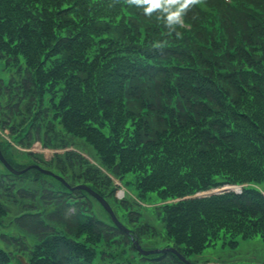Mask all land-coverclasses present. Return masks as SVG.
Wrapping results in <instances>:
<instances>
[{"label": "trees", "instance_id": "obj_1", "mask_svg": "<svg viewBox=\"0 0 264 264\" xmlns=\"http://www.w3.org/2000/svg\"><path fill=\"white\" fill-rule=\"evenodd\" d=\"M180 1L189 29L167 0L150 12L148 0H0V128L23 147L59 150L48 161L25 155L68 185L36 169L33 179L0 173V264L10 263L2 245L34 264H123L135 253L142 264H185L170 251L139 255L133 240L189 262L218 246L222 263L254 237L264 246V0H205L225 36L206 32L194 0ZM18 158L6 160L20 170ZM125 176L139 202L156 195L161 229L113 196ZM77 184L112 197L127 232L96 218ZM224 184L242 191L184 198Z\"/></svg>", "mask_w": 264, "mask_h": 264}, {"label": "rangeland", "instance_id": "obj_2", "mask_svg": "<svg viewBox=\"0 0 264 264\" xmlns=\"http://www.w3.org/2000/svg\"><path fill=\"white\" fill-rule=\"evenodd\" d=\"M2 69V65L0 64V70ZM0 76L4 77V81H6V75L5 72H1L0 71ZM263 103V102H262ZM249 115H251L250 113H248ZM252 116V115H251ZM8 127V126H7ZM16 138L9 135V132L7 129H2L0 128V152L2 154V156L6 159V157L8 155L14 157L16 155L19 156V158L17 159V161H20L21 163L25 164L26 166L32 163V159L28 158L25 153L28 152V150L32 151L33 148V152L34 153H41L42 155H44V157L46 159H48L51 156V151L49 150H44V149H40L37 147H33L35 143L31 144L29 147H23V145L21 146L20 143H17L18 139L15 140ZM32 153V152H31ZM14 155V156H13ZM24 165V167H25ZM31 169H29L27 178L29 179H33L32 177H34L33 173L30 171ZM7 170L6 168L2 165V163L0 162V173H5ZM127 182H129L127 184ZM132 178L130 176H125V178L122 180V183L126 186H122V190L124 191V198L128 199V202H136L138 203L141 207V213L143 218L149 223L152 224L153 226L157 227L158 229H161L160 226L161 224L159 223V220H157L156 215L154 214V210L153 207L155 206L154 203H158V201L155 198V194H147L144 198H140V203L136 198V189L132 183ZM261 189H264V181L261 182L260 185ZM121 190V191H122ZM114 196V195H113ZM115 197H118V192H116ZM119 198V197H118ZM117 198V199H118ZM106 203L109 204V206L112 208L116 207V203L113 201V198L110 197L108 199L105 200ZM91 209L92 212L94 214V216L96 218H100L101 220L110 222L109 216L108 214L103 210V208L99 205V203L95 200V199H91ZM139 208V207H137ZM114 214H116L115 216H117L118 220L123 224L125 223V220L123 218L124 215V211L118 209L117 207L115 209H112ZM116 212V213H115ZM9 216H4L3 218V223L4 225H8L9 224ZM11 232L13 233V235L17 236L19 234V236L21 237V239L25 242L28 243L29 249H34L35 250V245H36V241L33 238L27 237L25 236V234L20 233L16 230V229H12ZM86 234L82 233L78 236V240L83 242L85 245L92 247L93 249L100 251V249L102 248V244L100 241L94 239L93 241H88L85 239ZM2 245V244H1ZM218 245V244H217ZM149 248H162L164 247L163 244L158 243L156 240L149 242L147 245ZM34 247V248H33ZM2 248L4 251H1L3 253V255H8L10 258V263L9 264H22L20 261V257L23 256L24 261L27 264H34L32 261V258H30L28 255H23L20 251H18L16 248L9 246V248H6L2 245ZM237 250L236 252L238 254L233 255H229L231 257L228 258H223L222 259V263L223 264H264V246L262 244V241L259 239V237H254L252 239L249 240H245V241H239L237 244ZM118 249L123 250L122 247H118ZM128 248H126V250L124 251V257L127 258L130 254L129 251H127ZM219 253V249L218 246L215 249H205L203 250V252H200L199 254H196L194 256H189V260L191 262L197 263V264H201V263H218V264H222L220 262H216L215 260H219L218 258H216L215 256ZM234 252H230V254H233ZM137 254H132L131 259L135 260L134 262L131 260H126L129 261L130 263H123V264H142L141 262H138V258L136 256ZM106 264H109L107 262V260L105 261ZM46 262H37V264H45ZM147 264H149L148 262H146ZM84 264H89V262L87 261ZM95 264H105L103 261L97 260L95 261ZM112 264H114V262H112ZM151 264V263H150Z\"/></svg>", "mask_w": 264, "mask_h": 264}, {"label": "water", "instance_id": "obj_3", "mask_svg": "<svg viewBox=\"0 0 264 264\" xmlns=\"http://www.w3.org/2000/svg\"><path fill=\"white\" fill-rule=\"evenodd\" d=\"M0 161L3 163V165L9 169L10 171H13L14 173H17V171L13 170L11 168V166L9 164H7V162L3 159L1 153H0ZM25 170V169H24ZM19 172H22V171H19ZM41 172L45 173V174H50L48 171H44V170H41ZM80 188H83L85 189L86 191H88L91 195H93L97 200L98 202L101 204V206L103 207V209L108 213V215L110 216V219L111 221L119 228L121 229L122 231L126 232V230L123 228V226H121L120 223H118V221L116 220L111 208L108 206V204L100 197L98 196L97 194H95L94 192H92L91 190H89L87 187L85 186H81ZM217 192H222V190L220 191H216V192H207V193H204L202 195H197V196H206V195H211V194H214V193H217ZM136 243V242H135ZM136 249L138 250V252L140 254H151V253H156V252H165V251H171V252H174L176 253L173 249H162V250H142L139 246H136ZM177 254V253H176ZM178 255V254H177ZM179 256V255H178ZM179 258L181 260H183V258L181 256H179ZM186 264H189L188 262H185ZM205 264H214V263H205Z\"/></svg>", "mask_w": 264, "mask_h": 264}, {"label": "clouds", "instance_id": "obj_4", "mask_svg": "<svg viewBox=\"0 0 264 264\" xmlns=\"http://www.w3.org/2000/svg\"><path fill=\"white\" fill-rule=\"evenodd\" d=\"M187 2V0H185V3ZM154 6H159V0H148V4L145 7L144 11L145 12H150L152 10V8ZM185 6L184 3L180 4L179 8H183ZM179 8L177 9L176 13H174L173 15H175L177 17V22H179L178 18H179Z\"/></svg>", "mask_w": 264, "mask_h": 264}]
</instances>
